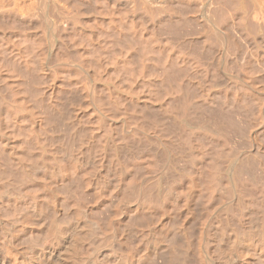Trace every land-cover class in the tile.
I'll list each match as a JSON object with an SVG mask.
<instances>
[{
	"label": "bare ground",
	"instance_id": "bare-ground-1",
	"mask_svg": "<svg viewBox=\"0 0 264 264\" xmlns=\"http://www.w3.org/2000/svg\"><path fill=\"white\" fill-rule=\"evenodd\" d=\"M182 7L192 12H185L194 20L187 19L188 24L201 21L204 39L222 41L224 55H244L237 63L229 62L237 64V70L232 67L236 75L230 74L225 60L223 67H229L224 70L231 69L227 78L214 62L220 57H215L217 72L211 76L210 69L203 70L207 83L199 79L205 77L201 70L206 64L199 70L193 67L198 63H191L202 73L195 76L199 80L193 78L197 70L188 73L191 56L189 70L181 62L189 80L184 75L183 81L185 72L175 70L181 63L171 66V72L180 73L173 75H179L180 87L190 83L199 89L196 96L187 89L192 92L188 96L183 89L189 84L182 85L185 97L177 103L180 88L173 84L178 86V81L170 75V64L156 56L169 59L172 52L182 53L181 42L175 43L178 50L173 42L174 27H182L184 20V10L176 20ZM144 23L155 31L147 32ZM163 23L162 31L158 28ZM226 27L237 32L236 38H245H237L243 45L248 41L245 50L240 45L244 53L230 36L235 32ZM179 35L180 40L184 35ZM202 41L197 49L203 48ZM217 44H212L215 49ZM195 47H190L192 58ZM210 49L206 56L217 51ZM203 52H196L200 63ZM152 55L161 71L169 68L172 90L178 91L171 90L176 105L169 100V108L163 99L173 95L167 91L172 78L154 70ZM260 60L264 0H0V264H264V147L261 139L256 142L261 134L252 137L256 126H264V84L261 92V84L253 82L259 81L250 80L256 77L252 70L258 71V64L252 63ZM149 65L160 76H151L150 68L148 75ZM258 67L262 73L264 67ZM158 83L165 86L159 84L160 89ZM63 88L79 98L72 106L70 97L72 107L65 108L69 113L57 97V90H62V98L67 93ZM163 88L172 95L163 97ZM30 90L39 94L34 102L36 94ZM215 95L223 99L222 105L233 100L242 108L255 96L256 111L252 113L251 106L250 113L245 110L252 113L247 121L239 108L235 118L241 116L246 124L231 121V113L229 117L223 112L225 104H217L222 114L218 112ZM242 96L251 101L244 103ZM36 100L46 103L41 106ZM30 103L42 109L36 111ZM153 106L164 124L155 122ZM146 115L157 126L143 124ZM223 115L237 127H228ZM56 126L63 132L65 128L62 139ZM139 151L146 155H141L142 169L136 171L140 167L132 166L141 159L136 156L131 159L136 163L129 165L127 158ZM130 214L142 222L129 218L137 223L133 227L128 219L133 233L125 227Z\"/></svg>",
	"mask_w": 264,
	"mask_h": 264
},
{
	"label": "rangeland",
	"instance_id": "rangeland-1",
	"mask_svg": "<svg viewBox=\"0 0 264 264\" xmlns=\"http://www.w3.org/2000/svg\"><path fill=\"white\" fill-rule=\"evenodd\" d=\"M176 7H177V6H176ZM176 7H175V8H176ZM178 7H179V6H178ZM179 8H180V7H179ZM181 9H182V10H181ZM181 9H179V14H178L180 17H178V15H177V19H176V20H178V21L181 20V16H182L183 14H185L184 18H182V19L185 20V18H186V20H185L186 22H184V20H182V21H181V22H183V23H181L182 25L179 23L180 26H182V27H180V28H175V27H174V29L177 30V32H179V33H178V35H177V34H176L177 32L174 31V33L176 32V33H175V36L177 35V37L175 38V36H174V38H173V42H174V44H175V43L178 44L179 42H181V43H180L181 46H179V45H178V46L180 47V50L183 49L184 51L182 50V53H183V54L181 53V51H179L181 55L178 56V55H179V54H178L179 52H178L177 50L179 49V47H178L176 44H175V45L172 44V47H173V45H174L175 48L178 47L177 50H175V52H178L177 55H174V54H176V53H173V52H172L171 56H170L169 59H168L167 55L165 56L164 54H163V55L160 54V56H159V54L156 53V54L158 55V56H156L157 58L159 57V58H163V60H165V61L167 60V61H166L167 63H166L165 61H163V62H164V65H168V64H170V66H169L170 69H171V66L176 68V67L179 65V67H181L179 63L183 62L185 65L188 64L187 61L190 60V56H191V59H192V60H190L191 62L189 61V63H190V64H188V65H190L189 67L193 66L192 64L196 65V64L198 63L197 66H193V67H194V68L196 67L197 69H199V68H201V67L203 66V64H204V65L206 64L205 66H203V67H206V68H204V69L201 68V69H202L201 72L204 73L206 70L210 69L211 72H210L209 74H211V76H213V75H212V74H214L213 72H215V73L217 72L215 63H216V64L219 63V65L217 66V69L219 70V72H221V71L224 72V71H225L224 69L227 68V67H229V66H228V65H230L229 62H232V61H233L232 59H234V63H235V60H236V63H237L239 60H241V57L244 55V54H242V53L239 54V56L242 55L241 57L237 56L238 58H240L239 60L237 59L236 55H231L232 58H231V56L228 58V56H226V54L224 55L223 53H225V52H224V51H225V50H224L225 47L222 45V43H221L222 41H219V42H218V40H214V41H215V44H216V43H219V44H220V45L217 44L216 46L218 47V49H217V47H216V49H215V47H214L215 45H214V46L212 45V44H214V41H213V40H212V42H213V43H212V42H210V40H208V39H204V37H205V35H204V34H205V31H204V29H203V26L200 25V24H201V21H200V20H197V21H198V22H197V21L195 20V21L197 22V25H196V23H195V24L191 23L193 19H192L191 17H189L188 15H189L190 13H192V12H190V11L187 12V10L185 11L183 7H182ZM176 10H177V8H176ZM183 10H184L183 14H180V13H182ZM191 10H192V9H191ZM193 10H194V9H193ZM176 12H177V11H176ZM185 12H187V13H189V14L186 15ZM176 14H177V13H176ZM187 16H188V18H187ZM175 18H176V17H175ZM175 18H174V19H175ZM179 18H180V19H179ZM189 18H190V20L192 19L191 22H190L191 25H189L190 23H189V24L187 23V22H188L187 19H189ZM176 20H174V21H176ZM178 21H177V22H178ZM199 21H200V22H199ZM171 22H173V20H172ZM193 22H194V20H193ZM184 23H186V25H185ZM142 24H143V23H142ZM144 24H145V23H144ZM183 24H184V25H183ZM202 24H203V23H202ZM172 25H173V23H172ZM176 25H177V26H176ZM193 25H194V26H193ZM142 26H143V25H142ZM163 26H164V23H163V25L161 24V25L159 26L158 29H160V30L163 31V30H164V27H163ZM173 26H174V25H173ZM175 26H176V27H179L178 24H175ZM189 26H190V27H189ZM191 26H192V28H191ZM199 26H200V27H199ZM144 27H145L146 31L149 32L150 34H152L153 31H155V30H152V29H154V27L152 26V24H149V26H147V27H149V28H146V24L144 25ZM144 27H143V28H144ZM152 27H153V28H152ZM194 27H195V28H194ZM196 27H197V28H196ZM201 27H202V30L200 29ZM150 28H152V29H150ZM181 28H182V29H181ZM198 28H199V29H198ZM174 29H173V30H174ZM179 29H180V30H179ZM187 29H188V31H187ZM190 29H191V30H190ZM195 29H196V30L198 29V30L196 31ZM160 30H159V31H160ZM181 30H183V31H181ZM193 30H195V31H193ZM226 30H228V31H230V32H231V31L235 32V30L228 29V27H226ZM198 31L201 32V33H197ZM182 32H183V33H182ZM202 32H204V34H203ZM184 33H185V34H184ZM189 33H190V34H189ZM193 33H194V34H193ZM195 33H196V35H197L198 37L195 35ZM228 33H229V32H228ZM179 34H181V36L184 35L180 40L178 39V38H180V35H179ZM192 34H193V35H192ZM198 34H199V35H198ZM201 34H202V39H203V41H206V42H207V40H208L209 44H208V42H207V43H206V42L204 43V42L202 41L201 36H200ZM235 34H237V32H235L234 34L231 33L230 36L233 37V35H234V37H235ZM188 35H189L190 37H189ZM194 35H195L196 37H195ZM191 36H192V37H191ZM203 36H204V37H203ZM236 36H237V38L240 37L239 34L236 35ZM190 38L194 39L195 41H196V39H197L196 44H194L195 42H194V43H191V42H193L194 40H192V39L190 40ZM199 38L201 39V41H202L203 44H204L203 48H201V47L199 48V45H202V44H201V41H200ZM206 38H208V37H206ZM235 38H236V37H235ZM237 38H236V40H237L236 43H238V44H236V45H239V46H240V45H243V43H242L241 41H242V39L245 40V38H243V37L241 38V37H240V40H241V41H238L239 39H237ZM187 39H189L190 42L187 41ZM181 40L184 41V42L187 41V42H189V44L187 45V44H186L187 42L184 43V42H182ZM185 40H186V41H185ZM198 40H199V41H198ZM244 40H243V41H244ZM245 42H246L247 44H245ZM245 42H244V45H243V46H244V49H243V50H245V49L247 48L246 46L249 45V43H248L247 40H246ZM183 43H184L185 46H187V48H188V49H186V51H185V49L182 47V46L184 45ZM197 43H199V45H198V48H199V49L196 48V47H197ZM210 43H211V45H212L213 47L210 46ZM239 43H240V44H239ZM182 44H183V45H182ZM192 44H193L194 46H193ZM195 45H196V47H195ZM206 45H208L209 47L206 48ZM224 45H225V44H224ZM176 46H177V47H176ZM192 46L195 47V48L199 51V53H200V51H201V53L204 51L203 54L205 53L204 57L206 58L207 61H209V62H210V61L213 62V60H215V57H216V59H218V58L220 57V60L222 61V63H220V62H221L220 60H218V61H220V62H218L217 60H215V61H214L215 63L213 62L214 65H215V67H213V66H214L213 63L210 62L213 66L210 65L209 62H208V64H207L206 61H205V58H204V62H205V63H204L203 61H201V63H200L199 60L197 61V58L199 59V57L196 58V52H197V54H198L199 56L202 55V54H199L198 51L195 52V48H194V52H195L194 54H195V55H193V57L196 58V61H197V62H196V61L194 62L193 59H195V58H192V55H191V54H193V52H192V51H193V50H192L193 47H192ZM221 46H223L222 51H221ZM243 46H242V47L240 46V47H241V48H240V51L242 50ZM174 47H173L172 49H174ZM190 47H191L192 49H191ZM185 48H186V47H185ZM210 48H212V49L214 48V49L217 50L218 52L215 51V54L212 55V56L209 55V56H210V57H209V56H206V55L208 54L207 52H209V51H206V52H205V50H207V49L209 50ZM190 49H191L192 51H191ZM212 49H210V50L212 51L211 53H214V49H213V50H212ZM243 50H242V52H243ZM187 51H188L187 54L189 55V56H188L189 59H188V57H187L186 54H185ZM190 52H191V54H190ZM222 52H223V53H222ZM206 53H207V54H206ZM216 53H218V54H216ZM243 53H244V52H243ZM110 54H112V56H113L114 53H113V52H110ZM115 54H117V50H116ZM156 54H155V55H156ZM209 54H210V53H209ZM220 54H221V55H220ZM172 55L175 56V57H173V59L176 58V57H179L180 60H179V58H176V60L171 59V58H172ZM183 55H184V56H183ZM198 55H197V56H198ZM216 55H217V56H216ZM223 55H224V56H223ZM112 56H111V57H112ZM181 56H183V57L181 58ZM202 56H203V55H202ZM218 56H219V57H218ZM221 56H222V57H221ZM234 56H235L236 59L233 58ZM109 57H110V56H109ZM111 57H110V58H111ZM150 57H151V56H150ZM150 57H149V59H150ZM153 57H155V56L152 55V58H153ZM186 57H187V58H186ZM207 57H208L210 60H208ZM211 57H212V58H211ZM213 57H214V58H213ZM164 58H165V59H164ZM200 58L203 59V57H200ZM223 58H224V59H223ZM153 59H154V61H153V65L157 64L156 62H158L159 59H156V58H153ZM155 59H156V62H155ZM186 59H187V60H186ZM202 59H200V60H202ZM227 59L230 60V61L227 62ZM225 60H226V64H228V65H225V67H223L224 64H225ZM231 60H232V61H231ZM149 61H151V59H150ZM260 61H261L260 64H263L262 62H263L264 60H260ZM260 61H259V62H260ZM163 62H162V63H163ZM175 62H177V63H175ZM193 62H194V63H193ZM223 62H224V63H223ZM255 62H256V63H255ZM255 62L252 63V66H253L254 64H258L257 66L255 65V66H256V70L259 71V69H257L258 66L260 67V70H261L262 67H264L263 65H259V62H258V61H255ZM257 62H258V63H257ZM150 63L152 64V61H151ZM154 63H155V64H154ZM158 63H159V62H158ZM160 63H161V62H160ZM162 63H161V64H162ZM183 63H181V65H182V68H181V69L178 68V67H177V69H175V68H174V69H175V70H178L179 72H180V70H182V69L185 70L186 68L189 70V68L187 67L188 65H186V68H184V66H183L184 64H183ZM191 63H192V64H191ZM195 63H196V64H195ZM234 63H232V65H230L231 68H232V67H233V68L237 67V66H236L237 64H234ZM233 64L235 65V67H234ZM200 65H202V66H200ZM207 65H208L209 68H207ZM209 65H210V66H209ZM150 66H151V65H149V67L147 68V71H148L149 68H150L151 71H152V67H155L154 70L157 69V68H159L158 70H156L157 72H158V71H159V72L161 71V68H160V66H158V64L155 65V66H152V67H150ZM198 66H199V68H198ZM219 66H221V68H222L224 71H223L222 69H219V68H220ZM226 66H227V67H226ZM238 66H239V64H238ZM252 66H251V69L254 68V67H252ZM156 67H157V68H156ZM162 67H163V64H162ZM193 67H191V70H193V71L189 70V72H188V70L186 69L187 72H188V73H190V72L193 73L195 70H197V69L194 70ZM210 67H213L212 70H211ZM259 67H258V68H259ZM163 68H164V67H163ZM163 68H162V69H163ZM169 68H167V66H166V70L161 71V73H165V72H167V71L169 70ZM214 68H215V69H214ZM233 68H232V70H231L230 68H228L229 70L232 71V72H231V71L228 70V71L230 72V74L237 72V71H236L237 68H235L236 70L233 69ZM174 69L172 68V69L169 71V72H170V75H172V76H173V75L175 76V75H177V74L179 73L178 71H174V73L171 72V71H173ZM205 69H206V70H205ZM262 69L264 70V68H262ZM184 70H182L183 72L181 71L182 73H181V74L179 73V74L182 75V74L186 71V70H185V71H184ZM199 70H200V69H199ZM203 70H205V71H203ZM233 70H235V72H233ZM149 71H150V70H149ZM149 71L147 72L148 75H149V73L151 72V71H150V72H149ZM208 71H209V70H208ZM226 71H227V69H226ZM226 71H225V72H226ZM228 71H227V72H228ZM252 71H253V75H255L256 77L253 76V77H251L250 80H252V78H253V80H254V78H255L257 81H259V82H256V81H253V80H252L253 82L257 83V84L259 85V87H260V84H261V87H260V88H261V92H262V91H263V90H262V85L264 84V76H262V74L264 73V71L261 70L262 73H259L258 71H255V72H254V70H252ZM157 72L154 73V71H152L151 73L154 74V75H152V74H150V75H151V76H155V74H156V76H157L158 74H160L159 72H158V74H157ZM169 72H167L166 75H168ZM177 72H178V73H177ZM196 72H197V74H196L195 72H194L195 74H193V75H194V77H193L194 79H197V80L200 79V81H201V80H202V81L205 80V78H206L205 74H206L207 72L204 73V75L201 73L202 76H205V77H201V76H200V75H201V74H200V71L198 72V70H197ZM227 72H226V73H222V75H224L223 78H227V77H226V76H228V75H227V74H228ZM256 72H257L258 74H255ZM175 73H176V74H175ZM188 73H187V75H186V72H185V74L182 75V80H183V78L186 79V81H187V78H188V80H189V77H190V76L188 75ZM198 73H199L200 78L198 77ZM237 74H238V73H237ZM162 75H163V74H161V76H162ZM184 75H185V76H188V77L185 78ZM190 75L192 76V74H190ZM196 75H197V77H198L199 79L195 77ZM207 75H208V74H207ZM234 75H236V73H235ZM158 76H160V75H158ZM172 76L169 77V75H168L169 78H172ZM174 76H173V78H174ZM208 77H210V76L208 75ZM208 77H207V79H208ZM169 78H167V79H169ZM173 78H172L171 81H170V79H169V81H170L169 86L171 87V89H168V88H167V89H168L167 91H170L173 95H172L171 93H169V92L167 93L165 88H163L164 91L161 90L162 93H164L163 95H162L161 92H159V93H160V96L162 95L163 97L166 96L165 93H167V96H168V94L172 95V96H171L172 98H171L170 96H168L167 98L165 97V99H163L164 101H166V99H167L166 102H168L169 100H173V98H174L175 96H177V97H176L177 99L175 98V101H176V102H177V101L179 102V100L182 101V100H183L182 98L185 97V96H184L185 93H186L185 95H188V96H190V93H192L191 90H190V92H188L187 89H192L193 92H195V96L197 95L196 92H197L199 89H197V90L194 89V87H195V86L197 87V85L191 84V85H193V87L190 88V87H191L190 83H187V85L189 84V86H190V87H188L187 85H185L186 83H183V81H184V80H183V81H182V83H183L182 85H183V86H187L186 89H183L184 91H186V92L184 93V91L181 90V87H182V88H185V87H183L182 85H181V87H180L181 79H180V81L177 80V78H179V75H178L177 78H174V80H177L178 83L180 82L179 84L177 83L178 86H176V83H175V82H177V81H174L175 84L171 83V82H173ZM180 78H181V77H180ZM191 78H192V77H191ZM191 78H190V79H191ZM210 78H211V77H210ZM167 81H168V80H166V85L169 83V81H168V83H167ZM192 81H193V80H192ZM188 82H189V81H188ZM205 82H206V80H205ZM205 82H204V83H205ZM206 83H207V82H206ZM255 83H254V85L256 86L257 84H255ZM259 83H260V84H259ZM262 83H263V84H262ZM159 84L162 86L163 83H162V84H161V83H158V85H159ZM172 84L175 86V88H177V87L180 88V90H179V89H176V90H178V91L181 93V95H180V99L178 98V95H179L180 93L178 94V93H177L178 91L176 92V90H172V89H173L172 86H171ZM202 84H203V82H202ZM202 84H201V88H205V85H206V84H203V87H202ZM160 85H159V88H160ZM163 85L165 86V84H163ZM164 86H163V87H164ZM169 86H166V87H169ZM174 86H173V87H174ZM196 87H195V88H196ZM256 87H257V86H256ZM259 87H258V88H259ZM260 88H259V90H260ZM28 89H29V88H28ZM30 89H31V88H30ZM64 89L67 90L68 88H63V90H64ZM160 89H161V88H160ZM160 89H159V90H160ZM263 89H264V87H263ZM33 90H34V89H33ZM36 90H37V89H36ZM36 90L34 91V93L30 90L31 93H32V95H33V94H34V95L36 94V96H34V98H33V101L31 100L32 102H34V99H35V97H37V95H38V97H39L38 92H40V91H39L40 89L37 90L38 92H36ZM43 90H44V91H43ZM69 90H71V91L69 92ZM171 90H172V91H175L178 95H176L175 92H172ZM194 90H195V91H194ZM200 90H203V89H200ZM259 90H258V91H259ZM26 91H29V90L26 89ZM26 91H25V92H26ZM57 91L59 92V90H57ZM181 91L183 92V94H182ZM43 92L45 93L46 90H45V89H42V92L40 93V95H41V94L45 95ZM58 92H57V94H58L57 97L60 95V96H59L60 98L58 97L59 103L61 104V108H64L65 111L68 109V107H70V109H71V107L73 106V102H74V101H79V98H77V96L75 95V93L73 94L72 89H70V88L67 90V93L64 92V93H66V95H64V93H63V98L65 97V100L62 98V95L60 94V92L62 93V90H60L59 93H58ZM68 92H69V93H68ZM259 92H260V91H259ZM26 93L28 94L29 92H26ZM187 93H188V94H187ZM67 94H70L71 96H69V95L67 96ZM174 94H175V96H174ZM193 94H194V93H193ZM193 94H191V96H194ZM198 94H199V92H198ZM262 94H264V91L262 92ZM30 95H31V94H30ZM30 95L28 94V98H29ZM43 95H41V96L44 97ZM216 95H220V94H216ZM216 95H215L214 99H215L216 101H220V100H221L220 97L218 96V97H219L218 99H220V100H218V99H216ZM182 96H184V97H182ZM220 96H222V98H223V95H220ZM244 96H245V95H244ZM244 96H242V99H243L244 103H246V102L248 101L249 98H251V100L253 99L252 101L249 99V100L251 101V102H247L248 105H249V107H245V108L243 107L244 109L242 108V105L240 106L239 103H236L235 101H233V100H231V99H230V100L232 101V103H227V105L224 103L225 105L223 104V105H224V106H223L222 103H221V102H223V99H222V101L216 103V106H217L218 108H221V106H223L222 108L225 107V109L223 110V112H224V114H225V113L228 114L229 117H230V115L233 117V115H234L236 112H238V111L242 108L244 111H242V109H241V111H239V115L242 116V114H243V117H244V113H245V116H247V117H244V119L246 118V120L248 121L247 118L250 116V117H249V119H250L251 116H252V113L256 111V103H255L256 101L254 102V98L257 99V97H255V96H252V97H251L250 95H247L248 97L250 96V97L248 98L247 96H246V97H244ZM259 96H260V94H259ZM31 97H33V96H31ZM31 97H30V98H31ZM66 97H67V98H66ZM70 97H71V99H70ZM72 97H73V98H77V99L72 100ZM163 97H161V99H162ZM61 98H62L64 101H67V102H65V104H64V103H63L64 101H63V100H60ZM168 98H170V99H168ZM191 98H192V97H191ZM46 99H47V95L44 97V100H46ZM69 99L71 100V103H72L71 105H72V106L69 105V103H70V102H69V101H70ZM29 100H30V99H29ZM163 100H162V102H163L162 104L165 103ZM230 100H229L228 102H231ZM31 101H30V102H31ZM46 101H47V100H46ZM60 101H61V102H60ZM62 101H63V102H62ZM72 101H73V102H72ZM175 101H174V100L172 101V104H173V105H174V104L176 105V103H173V102H175ZM37 102L40 103L39 100H38V101L36 100V104H37ZM68 102H69V103H68ZM178 102H177V103H178ZM233 102H235V104L237 105V107H238V106H240V107H238V108L236 109V107H235L236 105L233 104ZM253 102H254L255 104H254ZM39 103H38V104H39ZM43 103L45 104L46 102L42 100L41 103H40V105H41V106L44 105ZM75 103H76V102H75ZM75 103H74V104H75ZM170 103H171V102L169 101L168 104H167L166 106L168 107V106L170 105ZM220 103H221V106H220V105H217V104H220ZM249 103L253 104V107H252V105H250ZM30 104H31V106H32L36 111H39V109H42L41 106H39V107L36 108L37 105H36L35 103H34V104H33V103H30ZM62 104H63V106H62ZM172 104H171L170 106H173ZM238 104H239V105H238ZM33 105H34V106H33ZM64 105H65V106L68 105V106L65 107ZM164 105H165V104H164ZM164 105H163V106H164ZM254 105H255V106H254ZM230 106H233V109L235 108V110H234V111H233V110H230V109L232 108V107H230ZM250 106H251V108H250ZM40 107H41V108H40ZM131 107H132V106H131ZM156 107H157V106H153V107H151V109L153 108V111H155V108H156ZM161 107H162V106H161ZM229 107H230V108H229ZM254 107H255V110H254ZM65 108H67V109H65ZM165 108H166V107H165ZM168 108H169V107H168ZM222 108L218 110V112H219V111L221 112V113L219 112L220 114H222ZM239 108H240V109H239ZM248 108H250V109L252 110L251 115H249V113H250L249 111H250V110H249ZM130 109L132 110L133 108H130ZM134 109L137 111L136 106H134ZM134 109H133L132 111H135ZM151 109H150V110H151ZM226 109H227V110H226ZM228 109H229V110H228ZM238 109H239V110H238ZM68 110H69V109H68ZM68 110L66 111L67 113L70 112V111H68ZM131 110H130V111H131ZM141 110H142V109H141ZM148 110H149V109H148ZM148 110H147V111H148ZM156 110H157V113H156V111H155V113H154L153 111H151V113H154V115L152 114L153 116L157 115V116H156L157 119L151 117V115H150V113H149L150 111H148L149 114H148L147 112H146V113L149 115V117L152 118V120L155 121V119H156L155 122H156L157 125H158V122L160 123V122H161L162 120H164V119L161 120V117H162L161 115H162V114L160 113V110L158 111L157 108H156ZM236 110H237V111H236ZM245 110H247V112H249V113H246ZM227 111H228V112H227ZM158 112H159L161 115H160ZM229 112L231 113L230 115H229ZM240 112H242V114H241ZM243 112H244V113H243ZM67 113H66V114H67ZM247 114H248V115H247ZM158 115L161 116V117H158ZM66 116H68V114H67ZM223 116H224V115H223ZM226 116H227V115H226ZM228 116H227V117L224 116V118H225L224 120L226 121L227 126H228V127L230 126V128H231V127H234V125H235V124H233V126H232L231 123H233L234 121H236V122L239 121V119H240V117H241V116L239 117V116H238V113H237V114H236V117L238 116L239 118H235V115H234L233 118L230 117V118H231V121L234 120V119H236V120H234L233 122H230V121H229V122H230V123H229V122L227 121V119L230 120ZM147 117H148V116L146 115V119L144 118V119H145V122H142V123H143V124H144V123L147 124L146 126H148L149 124L152 123V124H151L152 127H150V128H153V126L156 125V123H155V122H154V123H153V122L150 123L149 121L151 120V118L149 119V117H148V118H147ZM158 118H159V119H158ZM144 119H143V120H144ZM147 119H149V121H148ZM241 119H242V120H241ZM241 119H240V121L243 123L244 120H243V118H241ZM152 120H151V121H152ZM157 120H159V121L157 122ZM160 120H161V121H160ZM246 120H245V121H246ZM146 121H147L148 123H147ZM245 121H244L243 124H246ZM163 122H165V120L162 121L161 123H163ZM236 122H235V123H236ZM241 122H238V123H240V125H241ZM59 124H60V123H58L57 126L64 127L62 124H61V125H59ZM153 124H154V125H153ZM163 124H164V123H163ZM236 124H237V123H236ZM243 124H242V125H243ZM157 125H156V126H157ZM57 126H56V127H57ZM149 126H150V125H149ZM149 126H148V127H149ZM243 126H244V125H243ZM243 126H242V127H243ZM245 126H246V125H245ZM245 126H244V127H245ZM259 126H260V125H259ZM259 126H256V127H255V129H254L255 131L252 130V133H253V134H252V137H255V135H256V137H257V135L260 136V134H261L260 138L257 139V138L255 137V139H257L256 142H257L258 140L261 139L260 141H262L263 144H262L260 141L257 142V143H259V144L261 143L260 145L262 146V149H263V147H264V134H263V133H264V132L262 133V128H264V126H263L262 128H261V126H260V127H259ZM235 127H237V126L235 125ZM240 128H241V126H240ZM260 128H261V129H260ZM58 129H60V128L57 127V129L55 130V133L57 134V136L59 137V139H62V137L65 136V135H64V134H65V133H64V132H65V128H64V132H63V130L61 131L62 128H61L59 131H58ZM241 129H243V128H241ZM257 129H258L259 131H258ZM56 131H57V132H56ZM256 131H257V132H256ZM263 131H264V129H263ZM58 132H59V133H58ZM254 132H255V135H254ZM256 133H257V134H256ZM59 134H60V135H59ZM62 134H63V135H62ZM61 135H62V136H61ZM60 136H61V138H60ZM64 138H65V137H64ZM64 138H63V139H64ZM197 143H198V141H197ZM263 151H264V149H263ZM135 153H136V152H135ZM135 153H134V154H135ZM138 155H140V151H139ZM138 155H137V153H136L135 155H133V156H134L133 158H130V157L127 158V160L129 159V160H128L129 162L131 161L130 163L127 162L125 158H123V161L125 160L127 163H129V165H130V164L133 165V164H135V163L137 162L138 166H137V164H135V165L132 166V169L134 170V166H135V168L140 167V169H139V168H137V170L135 169L136 171H140V170L142 169V167L140 166V163H139V162H140V161H144V160H142V156H145L146 154L144 155L143 152H142V153H141L142 156L140 155V156L138 157ZM136 156H137V157H136ZM127 157H128V156H127ZM135 157H136L137 159L140 158L141 160H139V159L137 160ZM134 158H135L137 161L133 163L132 160H133ZM262 158H263V160H264V157H263V156H262ZM131 159H132V160H131ZM135 159H134V161H135ZM138 161H139V162H138ZM132 163H133V164H132ZM141 164H143V162H141ZM136 171H135V172L133 171V172L136 173V174L139 173V172H136ZM198 201L200 202V200H198ZM196 202H197V200H196ZM199 202H198V203H199ZM195 204H196V203H195ZM195 204H194V205H195ZM199 204H200V203H199ZM199 204H198V206L200 207ZM107 207H108V206H107ZM109 207H110V206H109ZM193 207H194V206H193ZM195 207H196V209H194ZM195 207H194L193 209H194V210H197V205H196ZM199 207H198V209H199ZM200 209H201V207H200ZM200 209H199V212H200ZM196 212H198V211H196ZM130 215H131V217H129ZM130 215L126 218V219H127L128 226H125V225H127V224L124 223V221H123V224H124L125 227L131 229V230L129 231V233H133V232H131V231H132V229H134V228H133V227H134V224H135L134 222H135V221H140V220H135V221H134V219L137 218L136 215H135V216H134V214H130ZM133 217H134V218H133ZM138 217H139V216H138ZM129 218H130V219L132 218L131 221H134V222H133L134 224L130 221ZM126 219H125V222H126ZM128 219H129V221L133 224V227H129V226H130V225H129L130 222L128 221ZM137 219H138V218H137ZM139 219L142 220L143 218H142V217H139ZM143 220H144V219H143ZM143 220H142V221H143ZM140 222H141V221H140ZM138 224H139V223H138ZM141 224H142V222H141L139 225H141ZM135 225H137V223H136ZM139 225H138V227H140ZM131 226H132V225H131ZM128 230H129V229H128ZM128 230H127V231H128Z\"/></svg>",
	"mask_w": 264,
	"mask_h": 264
}]
</instances>
